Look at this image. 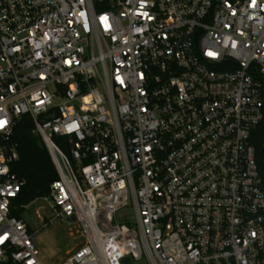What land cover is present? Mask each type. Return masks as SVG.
<instances>
[{
	"label": "built area",
	"instance_id": "obj_1",
	"mask_svg": "<svg viewBox=\"0 0 264 264\" xmlns=\"http://www.w3.org/2000/svg\"><path fill=\"white\" fill-rule=\"evenodd\" d=\"M24 116L58 180L18 206ZM263 121L264 0H0V264H45L41 200L59 264H264Z\"/></svg>",
	"mask_w": 264,
	"mask_h": 264
},
{
	"label": "trees",
	"instance_id": "obj_2",
	"mask_svg": "<svg viewBox=\"0 0 264 264\" xmlns=\"http://www.w3.org/2000/svg\"><path fill=\"white\" fill-rule=\"evenodd\" d=\"M12 140L18 146L19 157L11 169L20 179L25 180L15 204L29 206L34 201L49 196L51 185L58 180V174L43 139L35 132L31 118L24 116L17 122ZM253 143L261 167L264 164V121L255 133ZM24 214V209L14 212V216L19 219H23ZM29 231L31 232L30 227Z\"/></svg>",
	"mask_w": 264,
	"mask_h": 264
},
{
	"label": "rangeland",
	"instance_id": "obj_3",
	"mask_svg": "<svg viewBox=\"0 0 264 264\" xmlns=\"http://www.w3.org/2000/svg\"><path fill=\"white\" fill-rule=\"evenodd\" d=\"M39 215L45 219L43 223ZM51 213L47 203L40 202L30 206L25 211L24 219L31 228V234L45 264H59L75 247L81 245L84 239L80 237L75 223L56 220L48 224ZM48 224L44 226V224ZM134 264H148L146 257Z\"/></svg>",
	"mask_w": 264,
	"mask_h": 264
},
{
	"label": "water",
	"instance_id": "obj_4",
	"mask_svg": "<svg viewBox=\"0 0 264 264\" xmlns=\"http://www.w3.org/2000/svg\"><path fill=\"white\" fill-rule=\"evenodd\" d=\"M124 264H132V261H131L130 259H126V260L124 261Z\"/></svg>",
	"mask_w": 264,
	"mask_h": 264
}]
</instances>
